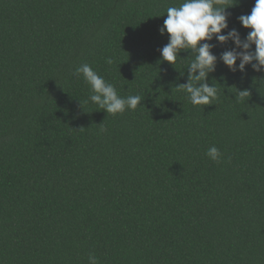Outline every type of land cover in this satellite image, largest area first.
Instances as JSON below:
<instances>
[{
    "label": "trees",
    "instance_id": "16d2710c",
    "mask_svg": "<svg viewBox=\"0 0 264 264\" xmlns=\"http://www.w3.org/2000/svg\"><path fill=\"white\" fill-rule=\"evenodd\" d=\"M180 2L0 0V264H264V73L213 40L219 98L193 106L191 54L159 51ZM254 4L227 9L242 39ZM84 63L141 104L86 103Z\"/></svg>",
    "mask_w": 264,
    "mask_h": 264
},
{
    "label": "clouds",
    "instance_id": "9594fccd",
    "mask_svg": "<svg viewBox=\"0 0 264 264\" xmlns=\"http://www.w3.org/2000/svg\"><path fill=\"white\" fill-rule=\"evenodd\" d=\"M237 3L238 0H182L178 5L166 9V18L158 31L162 36L167 33L168 42L159 50L160 57L173 66L178 57L185 59L179 56L181 52L191 54L192 59L186 67L187 82L175 87L187 94L193 106L211 105L219 98L218 88L206 82L209 74L216 70L218 60L212 53L215 47L211 43L213 40L219 44L231 41V50H225L219 56L230 72L243 75L246 66H250L253 71L264 73V0H255L250 14L237 17L244 29H250L243 39L236 28L230 29L228 25L231 13L227 9ZM107 63L111 64L113 60L109 58ZM74 74L78 77L82 75L89 86L90 95L85 102H92L106 113L116 115L135 110L143 100L140 95L120 96L116 86L107 82L88 63L77 67ZM237 93L240 97L250 95L247 89ZM101 131L106 129L101 128ZM205 155L217 164L222 162L223 153L215 145L210 146ZM88 262L99 264L94 254H89Z\"/></svg>",
    "mask_w": 264,
    "mask_h": 264
}]
</instances>
